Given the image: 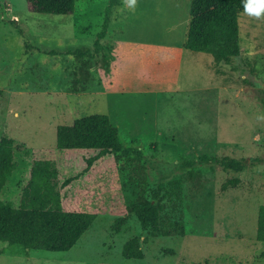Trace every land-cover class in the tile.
Segmentation results:
<instances>
[{"label": "rangeland", "instance_id": "rangeland-1", "mask_svg": "<svg viewBox=\"0 0 264 264\" xmlns=\"http://www.w3.org/2000/svg\"><path fill=\"white\" fill-rule=\"evenodd\" d=\"M90 4L94 9L86 14ZM107 4L76 0V18L30 12L26 0H0V143L9 144L14 164L0 201L18 207L29 167L41 161L58 170L56 188L64 210L95 214L69 251L26 255L0 243V264H264V242L256 239L258 209L264 204V15L240 12L241 53L234 60L233 89H217L223 98L214 102L212 97L202 117L189 109L169 125L177 132L172 137L165 130L132 136L115 119L119 113L125 120L129 111L112 105L111 124L122 144L136 152L107 155L86 170V159L96 151L57 149L56 128L92 114L81 108L89 83L82 67L88 61L69 51L95 47ZM121 5L112 11L143 12L110 24L113 39L167 36L170 13L177 18L172 24L179 35L190 2L136 0L130 7L124 0ZM110 47L103 42L89 56L96 70L107 66ZM100 80L94 75L91 86ZM67 102L77 109H62ZM106 110L93 114L107 115ZM135 114H141L139 108ZM200 120L201 125L193 124ZM203 155L246 159V167L235 173L223 171L216 162H195ZM251 158L259 161L250 163ZM69 178L72 181L63 186ZM230 178H239V184L222 191ZM175 181L180 189L168 195ZM146 202L161 206L157 231L143 229L133 211ZM118 218L122 222L117 232L113 225ZM133 237L139 239L142 260L122 257L124 243Z\"/></svg>", "mask_w": 264, "mask_h": 264}, {"label": "trees", "instance_id": "trees-1", "mask_svg": "<svg viewBox=\"0 0 264 264\" xmlns=\"http://www.w3.org/2000/svg\"><path fill=\"white\" fill-rule=\"evenodd\" d=\"M76 0H26L27 8L33 13L68 15L75 9ZM121 0H108L106 17L102 30L95 39L94 51L98 52L106 34L108 13L111 7ZM190 20L183 47L197 52H207L219 61L240 56L241 48L238 40V21L240 12L244 11V0H189ZM51 53H54L53 51ZM78 55L80 50L75 51ZM264 106V99H260ZM56 148L59 150L96 151L86 159L88 170L101 158L115 153L136 152L131 147H125L119 139L118 130L105 114H90L75 119L70 125H59L56 128ZM216 162L223 171L242 172L246 167V159L229 157L199 156L195 162L205 164ZM250 163L259 161L251 158ZM191 164V161H187ZM12 155L9 144L0 143V191L5 180L13 170ZM58 170L41 161H34L29 167V180L24 197L18 207L9 202L0 201V243L10 247L20 248L24 254L30 252H67L90 228L95 220V214L81 211H67L62 208L60 193L56 188ZM72 181L66 179L63 186ZM239 178L227 179L221 190L236 187ZM172 195L179 191L180 183L175 181ZM159 204L146 202L136 205L133 211L143 229L157 231L160 224ZM122 218L113 225L114 230H120ZM256 239L264 242V204L258 209ZM125 259L142 260L144 253L137 237L127 240L122 248ZM264 257V250L261 252Z\"/></svg>", "mask_w": 264, "mask_h": 264}, {"label": "crops", "instance_id": "crops-1", "mask_svg": "<svg viewBox=\"0 0 264 264\" xmlns=\"http://www.w3.org/2000/svg\"><path fill=\"white\" fill-rule=\"evenodd\" d=\"M123 1L111 7L108 13L106 34L101 42V44L108 42L111 46L110 57L105 61L107 64L105 70L103 68L96 70L90 65L89 56L93 54L94 48L80 50L82 52L80 55L75 53L77 50L69 51L70 54L81 56L88 61L87 65L82 67L83 75L89 83L82 93L81 108L93 114L104 107L108 109L106 111L109 118L110 107L113 105L117 110L129 111L125 120L122 118L123 114L119 113L115 115V119L116 125L122 122L125 125V132L132 136L138 133L151 136L165 130L166 135L172 137L175 131L170 130L169 125L179 119V116L192 109L202 117V109L209 106L212 97L214 102L223 98L217 96V89L221 92L233 89L235 59L219 61L210 53L191 51L183 47L190 20L189 7L183 16L179 35L175 33L176 28L172 24L177 18L170 13L171 24L167 29V36L110 38L112 37V32L108 31L110 24L114 22L117 24L119 19L132 18L137 13L143 12L141 8L129 13L124 9L112 11L114 7L120 8ZM75 9L70 16L77 18ZM93 9L90 4L86 14ZM94 75L101 80L91 86L93 82L90 80ZM56 88L60 91V85ZM228 96L232 99V96ZM63 108L69 112L77 109L75 104L68 102ZM138 108L141 114L136 117L135 112ZM196 123L201 125L202 120L193 122Z\"/></svg>", "mask_w": 264, "mask_h": 264}, {"label": "clouds", "instance_id": "clouds-1", "mask_svg": "<svg viewBox=\"0 0 264 264\" xmlns=\"http://www.w3.org/2000/svg\"><path fill=\"white\" fill-rule=\"evenodd\" d=\"M136 0H128V5L134 7ZM244 12L256 18L264 15V0H244Z\"/></svg>", "mask_w": 264, "mask_h": 264}]
</instances>
